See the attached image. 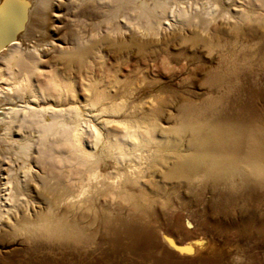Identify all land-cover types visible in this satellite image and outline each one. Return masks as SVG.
Here are the masks:
<instances>
[{"label": "bare ground", "instance_id": "obj_1", "mask_svg": "<svg viewBox=\"0 0 264 264\" xmlns=\"http://www.w3.org/2000/svg\"><path fill=\"white\" fill-rule=\"evenodd\" d=\"M28 1V14L9 0L0 12V149L14 152L0 158V230L61 251L57 264L67 263L71 243L98 253H75V264H260L253 243L264 245V106L244 96L258 97L264 83H242L238 65L257 54L264 61V0ZM62 6L94 39L66 28L53 41ZM103 25L114 38H97ZM174 40L176 55L168 49ZM103 45L120 58L142 56L145 67L175 58L202 73L207 93L179 101L173 128L149 123L135 101L128 107L133 91L100 89ZM214 47L222 49L215 63ZM178 207L186 212L180 226L170 223Z\"/></svg>", "mask_w": 264, "mask_h": 264}, {"label": "rangeland", "instance_id": "obj_2", "mask_svg": "<svg viewBox=\"0 0 264 264\" xmlns=\"http://www.w3.org/2000/svg\"><path fill=\"white\" fill-rule=\"evenodd\" d=\"M9 1H11L13 5H15V8H17L18 13L21 12L20 10H18V6L21 7L22 5V7L25 8L26 11L25 13L28 14L27 11L29 5L28 0H24V1L9 0ZM4 2H7V0L0 1V12L3 11V7L5 4ZM247 8L251 9L252 7H250V5L247 4ZM56 14L58 16V21L55 25L61 27V32H60L61 34L57 35L56 37L53 36L52 39L55 43H60L61 40H63V37L61 35L64 33L63 31L66 30V28L76 33L78 32L82 33L83 31L85 38L90 39L92 37V39H94V37L91 36V32H90L91 27L87 26L86 23L85 25H83V22L85 20L82 19V17H80V15L77 14L74 10H69V8L62 6L61 8H59L58 13ZM25 19L27 23L28 19L27 18ZM117 22L120 25H123L124 27L127 28V23L123 19H118ZM26 23L24 22V24ZM129 27L128 29L131 31L133 28L130 25ZM105 30H106L105 25H103L100 31L101 35L100 34L97 35V38L98 36L103 37L106 34L104 32ZM126 34L128 35V33ZM106 35H108V37L110 36L109 38L112 37V35L109 34ZM94 36L96 37V35ZM26 37L27 40H30V43L41 44L43 40L39 36L28 35ZM114 37L115 36L113 35L112 38ZM116 38L118 37L116 36ZM49 39L50 38L47 37V40ZM179 44H180L179 41L174 40V42L170 46H168V49L172 51L174 55H176L178 49L177 46H179ZM174 45H176V48H174ZM184 46L190 47L188 43L182 45V47ZM259 46L260 45L254 46L252 50L253 51L258 50ZM202 47L203 45L199 43L200 49H198V51L203 56L201 60L205 61L208 59V57L206 56L207 48H202ZM101 48L103 51V55H104L103 60L105 62L106 67H104L102 72L103 83L99 84L100 89H105L104 86H107L106 93H110V94L113 93V89L115 88V86L116 87L120 86L119 91H121L124 87H126L124 91L126 92V94L127 92H129L130 94V90L133 91L132 95L131 94L128 95L130 96V98L128 99L129 102L127 101L128 103L127 105L129 107L132 104L131 102L135 101L134 104L136 103L137 106H139L143 111L148 113V117H145V120L149 123L152 122L151 120H154L159 124V127L163 126L162 128H173L181 120L180 115H178L176 112L177 107L180 103L179 101L183 100V98L197 100V98H200L202 95L207 93V88L205 86L199 85L203 79L202 73L200 74L196 73L192 75L190 73L192 68L188 66L187 68L182 69L183 68L182 63L175 60V58L171 59V61H169V64L168 62L167 64H165L166 62L161 63V57L159 56L157 67H153L152 66L153 64H150L148 67H145V65L148 63L144 62L142 56L133 53L131 54L130 52L128 54L123 55L120 58L121 54H119V52H115L116 50L112 48V46L103 45ZM164 49L166 51V48ZM164 49H161L159 51L162 52ZM216 49L217 47H214V51L212 54L214 63L216 62L217 58H219V54L222 51V49H217V50ZM52 55L53 54H51V56ZM161 55H163V53ZM48 57L50 58L49 55ZM137 64L141 67L142 71H140L137 74L130 73L129 70L135 67V65ZM238 67H240L241 69L240 78L242 79L241 81L242 83H246V77L247 79L250 78L253 82L264 83V61L260 60L258 54L255 56L247 57L244 62L239 63ZM46 71H48V69ZM115 77L120 79L121 82L120 84L118 85L114 84L113 79ZM129 77L134 78V80L128 82ZM125 78H127V80H124ZM75 88L77 90L79 100H82L85 92L83 91L79 82L76 83ZM119 91H117V95L115 97L117 99L121 97V93ZM256 91L258 92L259 89H257ZM253 94L254 93H252L251 95H245L244 100L253 101L256 107L264 106L263 103L264 95H262L264 93L261 94L259 92L258 94L256 93L257 94L256 96L258 97L253 96ZM237 95H239L237 92H231L228 94L227 97L232 99V98H236ZM260 96H263L262 97L263 99L262 98L260 99ZM18 105H23V103H19ZM42 106L43 104H41V107ZM247 114L250 115L251 113H247ZM120 115L115 116V118L111 116H105V118L107 119L112 118L114 120L121 121L123 119V116L122 114ZM170 116H172V118H169ZM110 127L118 131L120 129L122 130V127L117 123L110 124ZM18 136L19 135L14 133V137L17 138ZM0 153H1L0 158L2 156H4V158H10V159L14 158L13 157L14 152L12 150H9L6 145H4L2 149H0ZM104 168H107V166H105ZM193 199L194 198L190 196V200ZM192 203L194 202L191 201L189 204L183 206V208L184 207L189 208L193 206ZM198 209L199 208H197V210ZM169 216H171V214H169ZM185 217H186V212L183 211L181 207H178V209H176L175 212H172V219H170V223L174 224L175 222H177V225L180 226L182 219ZM161 221H164V219ZM0 231H1L0 264H57V261H60L59 259L61 258V256L63 257L61 251L48 249L49 246L47 245V243H45L40 239H36L32 236L26 235L23 232H17L11 229L7 231H4V229H2ZM256 242L254 241L253 243V247H255V250L253 249V253L257 255V257L260 259V264H264V245H262L259 241ZM249 245L251 247V243ZM249 245L244 244L242 245L241 249L247 248V246ZM70 247L71 250L68 251L66 255V261H67L66 264H75V260H74L75 253H79V255H87V257H85L86 260L89 259L93 260L92 258L94 256H90L92 254L95 256L98 255L97 251H95V248L92 244L71 243ZM131 262H132L131 260H127L125 261V264H131ZM245 263H249V262L245 260L241 264H245ZM77 264H81V263H77ZM142 264H147V263H142Z\"/></svg>", "mask_w": 264, "mask_h": 264}]
</instances>
